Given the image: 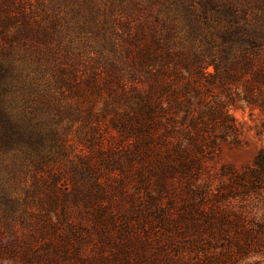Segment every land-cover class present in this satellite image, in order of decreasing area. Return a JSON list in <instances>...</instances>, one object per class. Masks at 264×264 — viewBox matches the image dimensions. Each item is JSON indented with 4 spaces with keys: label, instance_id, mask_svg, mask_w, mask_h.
<instances>
[{
    "label": "trees",
    "instance_id": "16d2710c",
    "mask_svg": "<svg viewBox=\"0 0 264 264\" xmlns=\"http://www.w3.org/2000/svg\"><path fill=\"white\" fill-rule=\"evenodd\" d=\"M99 1L0 0V264L264 256V0Z\"/></svg>",
    "mask_w": 264,
    "mask_h": 264
},
{
    "label": "rangeland",
    "instance_id": "374dc122",
    "mask_svg": "<svg viewBox=\"0 0 264 264\" xmlns=\"http://www.w3.org/2000/svg\"><path fill=\"white\" fill-rule=\"evenodd\" d=\"M42 0H32V5L40 4ZM98 3L99 0H96ZM213 72V68H209ZM230 114L240 123L242 134L239 141L223 142L219 153L208 161L207 170L216 181L226 180L227 170H243L252 167L257 155L264 151V114L259 110L232 107ZM215 182L214 184L218 183ZM250 210L264 208V203L257 201L249 205ZM239 264H264V256L245 259Z\"/></svg>",
    "mask_w": 264,
    "mask_h": 264
}]
</instances>
